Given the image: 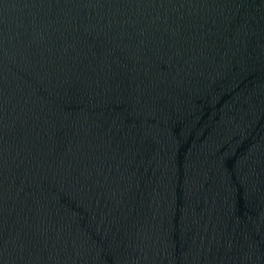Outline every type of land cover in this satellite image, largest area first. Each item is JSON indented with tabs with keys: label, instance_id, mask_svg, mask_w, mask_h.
<instances>
[{
	"label": "water",
	"instance_id": "obj_1",
	"mask_svg": "<svg viewBox=\"0 0 264 264\" xmlns=\"http://www.w3.org/2000/svg\"><path fill=\"white\" fill-rule=\"evenodd\" d=\"M0 264H264V0H0Z\"/></svg>",
	"mask_w": 264,
	"mask_h": 264
}]
</instances>
